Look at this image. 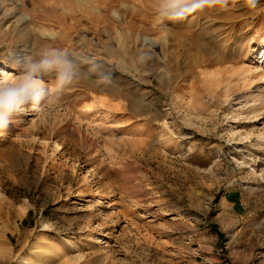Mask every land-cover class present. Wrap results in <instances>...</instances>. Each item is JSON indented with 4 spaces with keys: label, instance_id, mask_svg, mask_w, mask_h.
<instances>
[{
    "label": "rangeland",
    "instance_id": "rangeland-1",
    "mask_svg": "<svg viewBox=\"0 0 264 264\" xmlns=\"http://www.w3.org/2000/svg\"><path fill=\"white\" fill-rule=\"evenodd\" d=\"M99 1L67 35L0 0V77L83 72L0 131V264H264V0Z\"/></svg>",
    "mask_w": 264,
    "mask_h": 264
},
{
    "label": "clouds",
    "instance_id": "clouds-1",
    "mask_svg": "<svg viewBox=\"0 0 264 264\" xmlns=\"http://www.w3.org/2000/svg\"><path fill=\"white\" fill-rule=\"evenodd\" d=\"M193 3L202 8L209 0H193ZM49 75L55 77L56 90L45 95L38 82ZM82 75L76 60L63 50L49 49L37 57L24 58L15 77H0V131L6 130L13 117L27 108L58 101L59 94Z\"/></svg>",
    "mask_w": 264,
    "mask_h": 264
},
{
    "label": "bare ground",
    "instance_id": "bare-ground-1",
    "mask_svg": "<svg viewBox=\"0 0 264 264\" xmlns=\"http://www.w3.org/2000/svg\"><path fill=\"white\" fill-rule=\"evenodd\" d=\"M98 1L99 0H35V2L39 4L38 6L39 9L43 11L46 9H52V10H56L58 8L63 9L62 15L64 18V23L62 25H59L60 22L57 19L53 18L52 16H49L47 13H44L43 11L37 14L36 16L37 18L47 22V24L59 25L63 27L67 35H70L71 33H72L71 35H73L74 33L77 32L81 33L82 31L80 29L81 26L83 25V22L89 20L92 23V30H94L97 34L99 33L101 34V25L104 24L106 26L107 24H111L112 20L110 19V17L107 16L106 13L100 16L91 12L92 9L91 6H93L95 2ZM139 1H140L141 9H144L145 11L146 10L150 11L147 5L149 0H139ZM99 2L107 3L106 0H102ZM105 7L106 6H104L103 9ZM65 8H68V10H64ZM134 19L136 18L133 17L132 18L133 21L129 23L134 24ZM4 78H8V77L4 76Z\"/></svg>",
    "mask_w": 264,
    "mask_h": 264
}]
</instances>
